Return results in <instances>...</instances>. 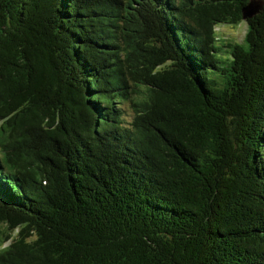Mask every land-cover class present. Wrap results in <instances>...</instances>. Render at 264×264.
Instances as JSON below:
<instances>
[{
    "label": "trees",
    "instance_id": "obj_1",
    "mask_svg": "<svg viewBox=\"0 0 264 264\" xmlns=\"http://www.w3.org/2000/svg\"><path fill=\"white\" fill-rule=\"evenodd\" d=\"M0 264H264V0H0Z\"/></svg>",
    "mask_w": 264,
    "mask_h": 264
},
{
    "label": "rangeland",
    "instance_id": "obj_2",
    "mask_svg": "<svg viewBox=\"0 0 264 264\" xmlns=\"http://www.w3.org/2000/svg\"><path fill=\"white\" fill-rule=\"evenodd\" d=\"M247 28V23L244 21L239 26L226 25L219 27L217 34L218 36L222 34V37L241 43L245 39ZM216 45L219 46V42ZM221 52H225V49L219 51L218 54Z\"/></svg>",
    "mask_w": 264,
    "mask_h": 264
},
{
    "label": "water",
    "instance_id": "obj_3",
    "mask_svg": "<svg viewBox=\"0 0 264 264\" xmlns=\"http://www.w3.org/2000/svg\"><path fill=\"white\" fill-rule=\"evenodd\" d=\"M262 8V4L259 2H250L244 9H243V18L244 20L252 19L255 17Z\"/></svg>",
    "mask_w": 264,
    "mask_h": 264
}]
</instances>
